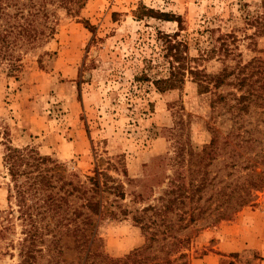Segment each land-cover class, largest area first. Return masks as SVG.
<instances>
[{"label":"rangeland","instance_id":"rangeland-1","mask_svg":"<svg viewBox=\"0 0 264 264\" xmlns=\"http://www.w3.org/2000/svg\"><path fill=\"white\" fill-rule=\"evenodd\" d=\"M259 2L86 0L71 14L58 9L52 37L24 55L14 76L0 74V125L8 127L11 143L33 145L57 159L67 179L99 199L92 249L122 258L117 264H264V185L252 202L225 216L226 183L241 181L248 170L245 162L239 168L230 161L251 156L253 170L264 169V107L253 105L237 118L254 141L232 158L223 137L237 121L233 109L223 102L211 106L215 92L231 87L201 93L188 73L177 88L159 91L153 83L169 71L159 31H178L184 60L208 72L219 70L221 61L206 51L230 30L243 59L264 57V28L245 27L243 20L244 8L253 11ZM158 12L180 17L181 29ZM214 128L217 152L196 155ZM2 153L0 144V210L6 211L9 177ZM95 168L100 186L92 190ZM78 194L61 207L73 212L75 222L82 217L78 211H88ZM148 204L154 207L143 211ZM139 215L141 223L134 219ZM19 231L18 225L9 234L15 242ZM62 245L67 260L77 262L83 254L75 234L64 236ZM16 253L0 239V264H16Z\"/></svg>","mask_w":264,"mask_h":264},{"label":"trees","instance_id":"trees-1","mask_svg":"<svg viewBox=\"0 0 264 264\" xmlns=\"http://www.w3.org/2000/svg\"><path fill=\"white\" fill-rule=\"evenodd\" d=\"M85 1L0 0V74L14 76L22 66L24 55L52 37L58 23V9L71 14L83 7ZM244 9L245 27L264 28V0H260L253 11ZM156 17L177 21L181 29L182 23L178 16L158 12ZM158 34L161 39L159 47L163 51L162 56L169 65L168 75L153 80L159 91L180 87L184 75L188 73L201 93L212 88L231 87L226 93L215 92L211 106L216 102L229 103L235 119L240 117L241 113H250L253 105L264 107V57L254 55L247 60L243 59L235 30L218 35V45L213 44L206 51V56L216 54L221 61L220 69L216 72H208L204 67H199L198 64L190 65L184 60L182 43L177 39L178 31L173 33L159 31ZM244 36L251 39L253 37L247 33ZM251 48L258 50L256 47ZM218 141L219 131L214 128L209 143L195 154L200 157L205 154L214 155L217 152ZM253 141L251 131L245 129L238 119L232 122L231 128L223 137V144L229 145L232 158L241 157L238 147L246 148ZM0 144L3 145L2 164L9 177L7 183L9 210H0V239H7L8 247L17 249L16 264H88L89 259L90 264L101 261L103 264L111 262L117 264L122 260L113 259L103 251L92 249L97 233L92 214L100 213V201L95 199L93 194L85 195L88 191L86 187L67 179L62 163L49 155L41 154L33 145H13L9 139V129L4 125H0ZM242 162H245L244 167L248 169L243 179L226 183L229 189L225 191L228 205L225 216L252 202L254 191L264 185V169L258 173L253 170L257 164L253 157H245L243 161L233 159L229 166H241ZM100 174L101 172L95 168L94 175L89 176L91 184L89 189L99 188ZM75 191L79 192L78 197L84 195V201L80 205H85L89 211H78L77 216H82L79 222H75L71 217L73 212L66 213L61 209L62 205H68V197ZM153 207L148 204L142 207V210ZM50 219H54L53 226ZM134 219L141 223L143 216H135ZM18 225L21 235L15 242L14 237H9V234H15ZM74 234L78 239L77 247L83 253L77 262L65 258L62 245L64 236ZM140 250L141 248L133 250V255L140 253ZM132 257L134 260V256L129 259ZM127 258L128 256L123 261L126 262ZM136 264L144 263L139 261ZM149 264L163 262L154 261Z\"/></svg>","mask_w":264,"mask_h":264},{"label":"crops","instance_id":"crops-1","mask_svg":"<svg viewBox=\"0 0 264 264\" xmlns=\"http://www.w3.org/2000/svg\"><path fill=\"white\" fill-rule=\"evenodd\" d=\"M206 258H207V257L205 256V258H204L203 260H206Z\"/></svg>","mask_w":264,"mask_h":264}]
</instances>
